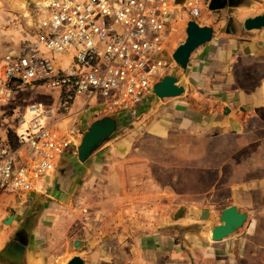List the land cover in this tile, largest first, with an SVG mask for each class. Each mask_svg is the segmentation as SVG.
<instances>
[{
    "label": "crops",
    "instance_id": "0c3cea01",
    "mask_svg": "<svg viewBox=\"0 0 264 264\" xmlns=\"http://www.w3.org/2000/svg\"><path fill=\"white\" fill-rule=\"evenodd\" d=\"M188 2L205 13L175 24L167 52L186 41L189 21L212 28L213 39L176 72L181 97L144 106L152 128L142 133L167 144L182 140L189 156L214 157L221 212L237 207L248 215L244 227L222 242L199 238L194 210L216 215L205 204L179 225L188 241L158 236L155 215L143 206L166 191L153 163L143 148L112 146L81 165L65 159L25 193L27 201L0 203V264H69L75 257L84 264H264V30L243 29L244 20L264 13V0L216 12L204 0ZM231 18L237 28L228 34ZM17 240L27 241L23 257L14 249Z\"/></svg>",
    "mask_w": 264,
    "mask_h": 264
},
{
    "label": "built area",
    "instance_id": "2783aa9c",
    "mask_svg": "<svg viewBox=\"0 0 264 264\" xmlns=\"http://www.w3.org/2000/svg\"><path fill=\"white\" fill-rule=\"evenodd\" d=\"M39 6L36 39L1 59L0 101L34 86L57 92V99L27 106L13 132L0 124V194L32 192L76 155L85 134L81 110L73 112L77 98H86L84 110L103 105L116 121L140 120L154 87L179 70L167 52L175 24L200 14L177 0H41Z\"/></svg>",
    "mask_w": 264,
    "mask_h": 264
},
{
    "label": "rangeland",
    "instance_id": "374dc122",
    "mask_svg": "<svg viewBox=\"0 0 264 264\" xmlns=\"http://www.w3.org/2000/svg\"><path fill=\"white\" fill-rule=\"evenodd\" d=\"M40 1L0 0V63L8 49L36 39L41 18ZM22 3L27 5V9L23 8ZM204 6H209V0H204ZM204 13L202 10L200 15L202 16ZM30 23L32 27L29 25ZM172 54L174 53L171 52ZM178 71L179 73L182 72L180 67ZM174 76L179 77L176 73ZM57 94V92L40 86L16 88L12 92L10 101H0V124L2 125V130L8 133L14 130L16 128L17 114L31 104L36 102L54 104ZM85 101L86 98H77L73 106V112L81 110L78 117L86 129V133L96 117L108 113H105L103 105L97 106V104H93L84 110L83 104ZM142 113L140 120L136 122H119V129L113 138L96 154L101 155L112 146L139 147L143 148V153L147 152L144 153V157L153 163L154 174L159 178L163 189L166 190L160 192L159 201L143 203L144 208L151 213L150 215H155L154 218L156 219L154 221L157 223L155 224L154 222V226H156L155 232L158 236H172L169 234L171 231H168V229H173L182 224L188 216L193 214L195 208L205 204H210L215 209V216L218 219L224 204L217 198V188L215 187L217 162L215 158L206 160L205 158L202 159L200 155L189 156L185 154L184 143L179 139H172L167 144L166 142L153 140L152 137H145L142 132L150 131L152 126L147 119L148 115L145 109ZM164 145L167 149L163 148ZM66 161L72 166L81 165L77 153L72 158L67 156ZM18 197H21L24 201L28 200L27 195L24 193L0 194V203L1 205L8 204ZM180 210H184V212L180 213L181 216L177 218ZM152 220H148L147 223ZM216 225L217 221L199 222L195 233H197L196 235L199 238L204 235L203 238L211 241V232ZM183 228L180 226L177 236L183 237L182 243H185L188 240L184 238L185 232Z\"/></svg>",
    "mask_w": 264,
    "mask_h": 264
},
{
    "label": "water",
    "instance_id": "95a60500",
    "mask_svg": "<svg viewBox=\"0 0 264 264\" xmlns=\"http://www.w3.org/2000/svg\"><path fill=\"white\" fill-rule=\"evenodd\" d=\"M177 2L180 5H184L188 0H177ZM245 4L246 0H211L208 8L210 11L216 12L226 9H237ZM236 26L234 19H229L227 33L230 34V31L234 30L233 28H237ZM243 29L246 32L264 30V13L244 20ZM186 34V41L168 58L169 61H174L182 70L188 68L190 58L197 49L212 41L213 29L210 27H201L195 21H189L187 23ZM14 82L20 83L18 80H12L11 85ZM184 93L185 89L178 84L177 78L170 76L154 87V97L152 100L179 98ZM224 112L227 114L229 110L226 108ZM116 131L117 121L112 117H105L93 122L83 136L81 144L77 149L79 162L81 164L86 163L113 138ZM180 213H183V211ZM180 213L177 215V218L181 216ZM194 214L195 220L198 222L217 221V225L211 232V241L213 242H222L230 236H233L244 227L248 220V215L240 212L237 207H230L222 211L218 219L210 209H195ZM12 220L13 217L9 220L8 224ZM26 246L27 241H15L14 249H16V254L23 257ZM69 264H84V261L80 257H75Z\"/></svg>",
    "mask_w": 264,
    "mask_h": 264
},
{
    "label": "trees",
    "instance_id": "16d2710c",
    "mask_svg": "<svg viewBox=\"0 0 264 264\" xmlns=\"http://www.w3.org/2000/svg\"><path fill=\"white\" fill-rule=\"evenodd\" d=\"M119 121H117V131H118V129H119ZM13 137H14V135L13 134H11L10 136H9V138L10 139H13ZM180 229V226H177V227H175V228H173V229H171L170 231H171V233H175L176 235H178V230ZM184 229V231L186 230L185 228H183Z\"/></svg>",
    "mask_w": 264,
    "mask_h": 264
},
{
    "label": "bare ground",
    "instance_id": "6f19581e",
    "mask_svg": "<svg viewBox=\"0 0 264 264\" xmlns=\"http://www.w3.org/2000/svg\"><path fill=\"white\" fill-rule=\"evenodd\" d=\"M22 6H23L24 9H27V5L25 3H22ZM29 25L32 27L31 23Z\"/></svg>",
    "mask_w": 264,
    "mask_h": 264
}]
</instances>
